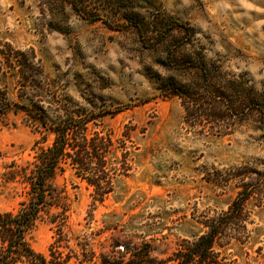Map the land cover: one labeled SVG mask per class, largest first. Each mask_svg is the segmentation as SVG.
Masks as SVG:
<instances>
[{
    "label": "rangeland",
    "instance_id": "1",
    "mask_svg": "<svg viewBox=\"0 0 264 264\" xmlns=\"http://www.w3.org/2000/svg\"><path fill=\"white\" fill-rule=\"evenodd\" d=\"M30 50L42 70L30 75L38 96L10 71L0 76L6 98L36 102L48 127L89 120L90 132L109 134L116 146L123 140L107 170L114 160L130 166L93 210L92 187L69 169L56 177L70 203L67 226L58 233L42 220L25 238L47 260L51 249L56 264L67 255L64 264H79L74 250L85 241L95 258L84 264L131 262L136 251L124 253L127 242H148L151 257L167 258L191 246L205 217L227 209L238 170L263 167L264 128L248 96L264 92V0H0V57ZM208 86L221 91L209 94ZM192 100H218L220 118L188 117ZM41 136L10 112L0 173L3 164L32 160ZM43 136L49 146L53 134ZM20 193L0 178V211L16 210ZM246 211V229L215 248L222 264H264V207Z\"/></svg>",
    "mask_w": 264,
    "mask_h": 264
},
{
    "label": "trees",
    "instance_id": "2",
    "mask_svg": "<svg viewBox=\"0 0 264 264\" xmlns=\"http://www.w3.org/2000/svg\"><path fill=\"white\" fill-rule=\"evenodd\" d=\"M97 19L98 17L92 20ZM10 71H13L17 77L16 83L21 90L30 88L35 91L34 96H38L40 86L30 79V75L34 71L42 75V70L38 61H35L33 50L14 51L2 55L0 76ZM228 89L225 88L229 91ZM206 91L213 94L221 91V88L208 86ZM180 95L190 97L187 93ZM19 98L22 99L21 96ZM248 99L252 103L251 110L256 112L264 128V92H251ZM192 101L193 106L186 109L188 117L196 114L215 120L220 118L218 100H214L207 107ZM37 109L39 110V106L36 102L29 105L20 102L13 103L0 91V132L6 126L7 115L12 112L14 115L23 116L27 124L37 134L42 135L40 139L34 141L31 148L32 160L23 164L11 161L2 166L0 178L3 183L12 184L15 188L19 187L20 195L24 198L19 202L16 210L0 211V264H16L19 261H25L28 264H56L54 252L51 249L49 250L51 259L47 260L43 255L35 253L25 238L37 222L42 220L54 224L58 233H61L67 226L70 203L64 191L54 183L56 177L62 175L66 169L71 170L75 178L85 181L88 186L92 187L90 206L93 210L95 203H102L105 196L112 191V180L118 175H125L130 167L124 160H114L111 170H107L108 155L112 154L117 147H122L123 140H118L117 143L121 142L122 145L116 146L109 134L90 132L88 130L89 120L86 119L66 118L55 126L48 127L46 120L35 116ZM45 130L53 134L49 146L41 145L44 141L43 132ZM123 138L124 140L130 139V134L124 133ZM262 163L261 168L251 165L235 173L237 191L234 198L225 211L202 220L204 231L191 246L178 250L167 258L157 259L150 256L151 246L148 242L137 244L136 247H129L130 243L127 242L122 246L124 253L136 251L131 262L127 264H222L215 248L221 247V241L224 239L227 244L231 239L236 240L237 238L231 235L246 229L250 213L246 211L248 205L264 207V162ZM76 245H79L80 252L74 250L73 258L79 264L94 260L95 257L91 253L88 241L79 242ZM112 246L113 248L118 247L117 242H113ZM69 250L71 253L72 249L69 248ZM70 258L71 256L67 255L66 261L61 260V264ZM101 261V264H121L119 257H103Z\"/></svg>",
    "mask_w": 264,
    "mask_h": 264
}]
</instances>
